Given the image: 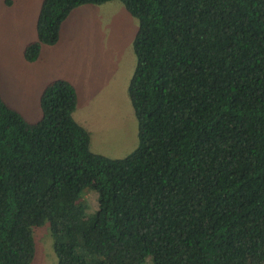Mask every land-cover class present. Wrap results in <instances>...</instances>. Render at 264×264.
Segmentation results:
<instances>
[{
  "label": "trees",
  "instance_id": "1",
  "mask_svg": "<svg viewBox=\"0 0 264 264\" xmlns=\"http://www.w3.org/2000/svg\"><path fill=\"white\" fill-rule=\"evenodd\" d=\"M106 1L41 0L23 58ZM118 1L137 22L136 146L92 153L65 80L42 88L35 122L0 96V264H28L44 222L55 264H264V0Z\"/></svg>",
  "mask_w": 264,
  "mask_h": 264
},
{
  "label": "rangeland",
  "instance_id": "2",
  "mask_svg": "<svg viewBox=\"0 0 264 264\" xmlns=\"http://www.w3.org/2000/svg\"><path fill=\"white\" fill-rule=\"evenodd\" d=\"M0 7L5 11L1 2ZM4 17L5 27L0 30V56L4 61L0 60V64L7 73L14 70L23 77L25 70L8 57L9 52L2 53L10 43V30L19 21L13 15ZM19 19L26 25L28 15L21 13ZM136 27V19L118 0L83 4L73 8L62 21L54 44L40 45L37 70L45 74L51 70V76L70 81L77 97L72 118L88 132L89 150L109 158H122L137 143L136 121L126 90L134 66L131 41ZM20 87L18 99L12 96L9 80L0 78L1 96L24 120L35 122L41 114L39 89L27 83ZM95 199L94 183H90L79 196L87 206L85 217L94 212ZM31 236L34 252L28 264H55L47 222L32 227Z\"/></svg>",
  "mask_w": 264,
  "mask_h": 264
},
{
  "label": "crops",
  "instance_id": "3",
  "mask_svg": "<svg viewBox=\"0 0 264 264\" xmlns=\"http://www.w3.org/2000/svg\"><path fill=\"white\" fill-rule=\"evenodd\" d=\"M0 2H1L2 7L6 8L5 11H3V9L0 7V25L2 26V27L0 26V30L5 27L4 21L6 18L4 17V15H13L14 20L19 21L18 23H15L13 25L14 27L10 30L11 36L9 37V40H7L8 43L9 42L10 43L8 46H5L2 53L4 54L8 52L10 53L8 57L10 59H13L18 66H20L22 69L25 70V72H22L24 76L22 77L18 75L16 72H14V70H11L9 73H7L5 71V68L0 64L2 66V71H0V78L1 79L7 78L9 80L10 86H11L10 89L13 94L12 96H15L16 98L20 99V95L18 94V92H20V88H21L20 86L25 83H27L28 86L34 85L35 87L39 89V93H40L42 88L48 82L55 80V79L65 80L63 78H57L56 76H51L50 75L51 70H49L47 74H45L41 70H37L40 64V53L38 54L37 59L31 62L26 61L23 58L22 50H23L24 45L28 42L34 41L36 38L35 19L38 13L41 0H28V1L26 0H0ZM21 13H25L28 15V20L26 22V25H24L19 19V15ZM0 60L4 61V59L1 58V56H0ZM28 66H30V69L27 70L25 67H28ZM13 74L14 76H10ZM27 78L28 79L32 78L33 81L27 82L26 81ZM67 82L70 83V81H67ZM1 98L8 104L7 100H5L2 96ZM76 103H77V97H76Z\"/></svg>",
  "mask_w": 264,
  "mask_h": 264
}]
</instances>
